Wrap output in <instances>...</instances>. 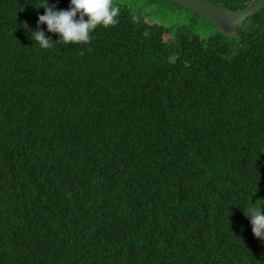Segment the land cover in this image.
Here are the masks:
<instances>
[{"label":"trees","instance_id":"1","mask_svg":"<svg viewBox=\"0 0 264 264\" xmlns=\"http://www.w3.org/2000/svg\"><path fill=\"white\" fill-rule=\"evenodd\" d=\"M45 3L0 0V264H264L243 213L264 208V7L231 58L216 32L169 60L126 9L41 49Z\"/></svg>","mask_w":264,"mask_h":264},{"label":"clouds","instance_id":"2","mask_svg":"<svg viewBox=\"0 0 264 264\" xmlns=\"http://www.w3.org/2000/svg\"><path fill=\"white\" fill-rule=\"evenodd\" d=\"M40 7L45 11L38 17V27L31 33V39L44 50L53 48L55 43L88 45L92 40L91 33L97 26L107 28L119 22V7L114 6L112 0H71L68 10L56 9L46 0ZM85 17L88 19L85 20ZM41 24L47 25L48 32L59 34L60 39L53 41L51 37H46L39 28ZM243 213L250 218L253 235L264 240V208L251 206Z\"/></svg>","mask_w":264,"mask_h":264},{"label":"rangeland","instance_id":"3","mask_svg":"<svg viewBox=\"0 0 264 264\" xmlns=\"http://www.w3.org/2000/svg\"><path fill=\"white\" fill-rule=\"evenodd\" d=\"M114 6L126 9L132 22L135 24L148 23L160 25L168 30L171 39L176 35L197 36L206 39L216 34L215 27L202 20L189 10L178 7L172 3L159 0H112ZM245 23L244 27L247 26ZM168 40V45L173 51L169 57L172 60L177 40ZM227 45L224 58H231L243 44L237 40L227 38L223 40Z\"/></svg>","mask_w":264,"mask_h":264},{"label":"water","instance_id":"4","mask_svg":"<svg viewBox=\"0 0 264 264\" xmlns=\"http://www.w3.org/2000/svg\"><path fill=\"white\" fill-rule=\"evenodd\" d=\"M189 10L210 23L221 36L236 38V30L264 7V0H253L241 10H229L207 0H159Z\"/></svg>","mask_w":264,"mask_h":264}]
</instances>
